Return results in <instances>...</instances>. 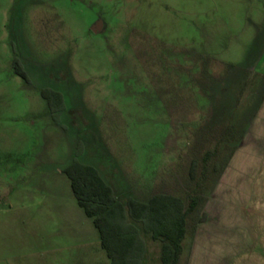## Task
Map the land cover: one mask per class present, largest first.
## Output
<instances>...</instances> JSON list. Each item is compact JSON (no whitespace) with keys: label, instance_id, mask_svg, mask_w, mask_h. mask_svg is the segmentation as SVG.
<instances>
[{"label":"rangeland","instance_id":"rangeland-1","mask_svg":"<svg viewBox=\"0 0 264 264\" xmlns=\"http://www.w3.org/2000/svg\"><path fill=\"white\" fill-rule=\"evenodd\" d=\"M263 52L264 0H0V178L50 170L80 139L87 161L121 173L122 198L185 197L193 160L215 145L198 142L221 115L218 128L237 125L236 150L183 264L264 256ZM43 90L61 94L55 109ZM147 238L148 264H160Z\"/></svg>","mask_w":264,"mask_h":264},{"label":"trees","instance_id":"trees-1","mask_svg":"<svg viewBox=\"0 0 264 264\" xmlns=\"http://www.w3.org/2000/svg\"><path fill=\"white\" fill-rule=\"evenodd\" d=\"M14 64L17 74L28 81L17 59ZM42 96L51 110L55 109L53 97H58L61 103L59 92L43 90ZM213 119H216L215 126L202 133L203 139L198 144L213 142L215 145L200 159L193 160L189 168L190 186L185 197L177 193L155 192L147 202L131 197L123 200L96 167L78 159L82 152L77 150L64 172L80 206L94 218L112 264H143L146 250L144 234L161 244L160 264H182L188 235L205 219L202 208L206 191L227 168L239 138L236 124L229 123L220 129L218 125L220 127L222 116L217 115ZM247 128L248 125L244 130ZM224 150L229 151V159L225 166H221L220 156ZM175 183L180 186L179 180L176 179Z\"/></svg>","mask_w":264,"mask_h":264},{"label":"crops","instance_id":"crops-1","mask_svg":"<svg viewBox=\"0 0 264 264\" xmlns=\"http://www.w3.org/2000/svg\"><path fill=\"white\" fill-rule=\"evenodd\" d=\"M208 34L212 38L213 32ZM199 54L203 55L204 51ZM257 70L264 77V52ZM76 142L80 151L79 143L82 142L80 139ZM77 150L74 145L68 160L53 165L50 170L44 171L37 163L27 166L22 172L26 176L18 172L16 177H10V174L6 182L0 178V264H112L94 218L89 217L80 206L71 181L64 172ZM88 156L87 150H84L78 159L96 167L116 194L122 196L125 181L121 179V173L112 166L102 169L94 158V161H87ZM165 175L176 176L173 169L167 174L163 172L151 176L159 178ZM152 195L145 199L125 196L123 200L131 197L147 202ZM147 236L143 235L146 243L143 264L149 262ZM184 257L185 251L183 260ZM240 264H264V256L249 251L244 253Z\"/></svg>","mask_w":264,"mask_h":264},{"label":"water","instance_id":"water-1","mask_svg":"<svg viewBox=\"0 0 264 264\" xmlns=\"http://www.w3.org/2000/svg\"><path fill=\"white\" fill-rule=\"evenodd\" d=\"M103 26V21H99L94 27H93V31L95 33H99L102 29Z\"/></svg>","mask_w":264,"mask_h":264}]
</instances>
